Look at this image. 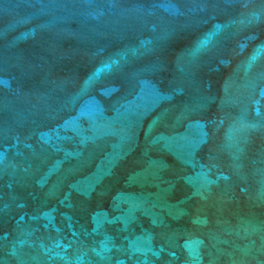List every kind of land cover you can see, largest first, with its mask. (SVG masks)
Returning a JSON list of instances; mask_svg holds the SVG:
<instances>
[{
	"label": "water",
	"instance_id": "1",
	"mask_svg": "<svg viewBox=\"0 0 264 264\" xmlns=\"http://www.w3.org/2000/svg\"><path fill=\"white\" fill-rule=\"evenodd\" d=\"M0 264H264V0H0Z\"/></svg>",
	"mask_w": 264,
	"mask_h": 264
}]
</instances>
